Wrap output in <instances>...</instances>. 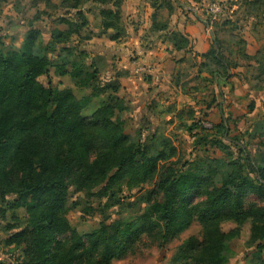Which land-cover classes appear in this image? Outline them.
<instances>
[{
	"label": "trees",
	"instance_id": "obj_1",
	"mask_svg": "<svg viewBox=\"0 0 264 264\" xmlns=\"http://www.w3.org/2000/svg\"><path fill=\"white\" fill-rule=\"evenodd\" d=\"M123 1L93 0L101 7L102 31L113 30L110 37L115 41L126 34ZM78 6L74 5L81 23L61 18L59 23L67 28H54L50 43L43 44L41 30L31 26L20 49L0 50V200L5 203L0 210L5 219L11 212L13 221L5 227L9 236L4 244L21 251L18 264H114L142 236L165 247L195 220L202 226V239L185 240L176 255L179 260L227 264L226 240L240 236L246 222L251 223V244L263 250L264 153L254 158L246 146L231 138L239 152L235 158L225 142L205 138L207 145L227 154L231 170L225 172L218 160L209 157L206 174L199 175L187 164H165L170 156L164 151L153 154L152 147L135 144L115 120L116 112L126 109L118 95V79L103 85L96 68L83 74L85 63L69 69L67 57L54 62L48 54L57 50V43L68 44L89 25L86 12ZM249 7L264 11V0H251ZM152 21V31L169 28L158 22L157 13ZM168 34L176 51L192 47L188 34ZM218 43L215 39L214 44ZM260 52L252 56L258 63ZM80 54L87 53L80 50ZM207 55L223 68L230 65L220 49ZM66 75L77 85L91 86V96L77 99L62 86L61 77ZM44 76L49 78L47 84L41 80ZM102 94L106 98L86 117L83 112L91 97ZM217 127L229 137L228 121ZM147 183H155L159 198L143 215L125 223L108 224L104 218L87 233L71 226V188L99 200L108 197L110 202L123 188L133 190ZM97 188L100 191L94 192ZM250 195L262 203L249 200ZM8 198L12 200L7 202ZM18 210L24 211V226ZM228 222L236 227L226 232L223 225Z\"/></svg>",
	"mask_w": 264,
	"mask_h": 264
},
{
	"label": "rangeland",
	"instance_id": "obj_2",
	"mask_svg": "<svg viewBox=\"0 0 264 264\" xmlns=\"http://www.w3.org/2000/svg\"><path fill=\"white\" fill-rule=\"evenodd\" d=\"M143 1H148L149 4L141 3L139 13L133 17L130 14L123 20L125 26L130 28L131 24L138 35L141 34L142 43H128L124 48L130 50L123 59H139L142 56L139 48H146L149 38L156 37V41H162L160 50L163 49L168 54L163 68L168 80L163 81L160 78L158 81L149 71H141L130 82L137 86V90L140 87L143 90L135 95L127 87H122L117 74L124 72L118 71L116 65L115 73L112 74L110 67L99 55L89 57L87 54H80L83 48H90L91 42L88 40L102 33L99 11L101 7L93 0H0V50L9 52L20 49L31 26L41 30L43 44L50 43L54 28H67L65 24L59 23L61 18L81 23L74 7L77 4L78 9L86 12L89 25L82 30L80 36L74 34L66 45L57 43V50L49 51L48 54L54 62H60V56L67 57L69 69L75 63H85L83 74L96 68L103 85L118 79L121 86L118 95L122 96L126 109L117 111L115 120L135 144L152 147L153 154L164 151L170 156L165 164L178 167L187 164L199 175L206 174L210 158L218 160V167L225 172L231 170L227 154L207 145L208 140L218 139L225 142L236 158L239 152L230 141L234 138L240 145L246 146L254 158L259 157L264 153V14H259L256 20H252V13L249 11L251 0ZM216 3L220 4L218 10L213 9ZM152 5L157 7L156 11ZM149 7L153 10L147 17L149 12L146 8ZM154 13H157L160 24L169 26L167 31L159 34L153 32L151 27L143 29L147 21L152 25ZM196 15L205 20L200 23L207 36L208 49L199 52L200 49L193 44L187 52L176 51L168 40V33L177 32L181 21L193 19L192 16H195V21H199ZM253 22L257 24L254 25ZM111 32L107 33L111 35ZM254 34L263 40L258 59L260 63L251 55L258 48L252 38ZM215 39L218 40V45L214 44ZM64 47L70 51L62 52ZM153 47L158 48L155 43ZM216 49H220L221 55L228 60L230 65L227 69L216 64L207 55ZM117 57L118 55H114L113 59L116 61ZM123 59L120 57V60ZM215 70H218L217 74L213 73ZM110 75L116 79L105 81ZM41 80L47 84L49 78L44 76ZM61 81L62 86L71 89L77 99L90 97L93 92L91 86L77 85L69 75L61 77ZM143 81H147L149 85L146 92V87L140 85ZM106 96H92L83 114L89 117ZM133 96L136 97L135 100ZM223 121L229 122V137H226L224 130L217 127ZM122 190L110 202H117L118 199L120 201L115 205H107L110 203L108 197L99 200L87 192H78L71 188L68 213L71 226L87 233L96 229L104 218L108 224L129 222L146 213L153 201L159 198L155 183H147L133 190ZM98 191L100 188L94 190ZM11 200L8 198L7 202ZM249 200L262 203L256 195H250ZM4 205L0 200V209ZM17 212L22 217L24 226V211ZM11 217L10 212L6 219L3 218L0 210V264H18L21 257L19 249L4 244L9 236L5 227L8 222L13 221ZM234 227L235 223L228 222L223 225V230L228 232ZM250 229L251 223L246 222L240 236L226 240L229 258L227 264H264V249L259 250L256 245L251 244ZM191 236L202 239V226L196 220L172 238L165 247L160 246V241H153L144 235L126 254L115 259L114 264H194L190 260L176 258L180 245Z\"/></svg>",
	"mask_w": 264,
	"mask_h": 264
},
{
	"label": "crops",
	"instance_id": "obj_3",
	"mask_svg": "<svg viewBox=\"0 0 264 264\" xmlns=\"http://www.w3.org/2000/svg\"><path fill=\"white\" fill-rule=\"evenodd\" d=\"M143 2L147 3L148 1L124 0L121 6L122 19L124 20L130 14L133 17L135 16V14L139 13V10H140L139 7L141 6V3ZM146 9L149 12L147 14L148 15L147 17H149L152 14L153 8L149 7ZM249 11H251L252 13V17H251L252 20L254 19L256 20L257 19L256 16H259V14L261 15L262 12L264 14V11L259 10L258 8L254 9L250 7ZM196 16H197L196 18L199 21H195V16H192L193 19L181 21V27L178 28V31L188 34L191 39V43H192L191 45L193 46V44H195L197 49H200L198 50L199 52H204L208 49L209 44L207 43V36L205 35V32L200 22L204 23L205 20L199 15H196ZM149 23L150 22L147 21V24L143 27V29L146 27H151L152 25L151 23L150 24ZM253 23H255L254 25L257 24V22H253ZM123 25H124V22H123ZM127 26L124 25L126 29L125 35L126 36L128 35L127 37L123 36L118 41H115L111 39L110 34H109L111 31L114 32L113 30H109L108 31L109 33H105L101 31L102 33L99 34V36L95 37L92 40H88L91 42L90 48H88L87 46L83 48V50L86 51L89 57H95L96 55H99L103 59V61H105L107 65L110 67L109 69H111L110 72H112V74L115 73V65H116L118 71L124 72L123 73L124 75L121 73L117 74L119 75L118 79L120 80L122 87L123 88L127 87L128 91L130 93H133V95H135L136 93H140L143 90L141 87L137 90V86H133L130 82L134 81L141 71H149V73H151L154 78H157L158 81L160 78H163V81L168 80V77L165 75V71L163 70L165 66V62L168 60V54L164 52L163 49L160 50L162 41L160 39L156 41V37H151L149 38L150 41L146 43V46H147L146 48H142V49L139 48L138 50L139 54H142V56L139 57V59L133 60V61L131 59L130 60L123 59V57L125 56V53L129 52L130 50V48H124L128 45V43L133 42L136 45V43L139 44L141 42V36H140L141 34L138 35V32L135 31L134 26H132L131 24H130V28ZM161 33L162 32L159 31V34ZM106 34L108 35V37ZM254 35L255 36L252 38L255 40V43L258 45V48L256 49L254 53H251V55L253 56L257 52L261 51L260 46L263 44L262 38H259V36H256V34ZM119 41H123V42L118 43ZM154 43L158 48L153 47ZM116 45H119V47H116ZM96 52H100V53H96ZM114 55H118L116 61L113 59ZM120 57L123 60H120ZM99 77H100V74H99ZM113 78L116 79L115 76L110 75V77H107L105 81L111 80ZM102 79L104 80V78ZM140 85L142 87H146L147 90H145V92L148 91L149 85L147 84V81H143V83H140ZM152 87H155V86H152ZM120 97L122 96L120 95ZM135 98L136 97L133 96L134 100Z\"/></svg>",
	"mask_w": 264,
	"mask_h": 264
},
{
	"label": "built area",
	"instance_id": "obj_4",
	"mask_svg": "<svg viewBox=\"0 0 264 264\" xmlns=\"http://www.w3.org/2000/svg\"><path fill=\"white\" fill-rule=\"evenodd\" d=\"M219 5H220L219 3L214 4V5H213V9H214V10H218Z\"/></svg>",
	"mask_w": 264,
	"mask_h": 264
}]
</instances>
